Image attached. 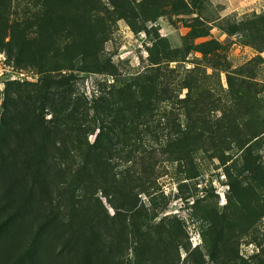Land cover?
Returning <instances> with one entry per match:
<instances>
[{"label":"rangeland","instance_id":"rangeland-1","mask_svg":"<svg viewBox=\"0 0 264 264\" xmlns=\"http://www.w3.org/2000/svg\"><path fill=\"white\" fill-rule=\"evenodd\" d=\"M0 264H264V0H0Z\"/></svg>","mask_w":264,"mask_h":264}]
</instances>
